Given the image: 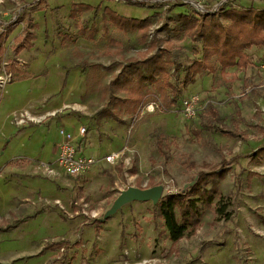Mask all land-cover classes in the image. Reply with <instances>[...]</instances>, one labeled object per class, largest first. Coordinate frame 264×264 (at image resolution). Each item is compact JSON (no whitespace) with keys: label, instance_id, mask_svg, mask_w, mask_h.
Here are the masks:
<instances>
[{"label":"rangeland","instance_id":"rangeland-1","mask_svg":"<svg viewBox=\"0 0 264 264\" xmlns=\"http://www.w3.org/2000/svg\"><path fill=\"white\" fill-rule=\"evenodd\" d=\"M73 4L93 9L82 10L77 19H72ZM98 6L100 10L96 12ZM105 7L126 18L152 17L150 33L159 31L162 37V24L179 13L204 15L222 8L264 9V0H3L0 21L18 23L3 44L0 59V85H6L0 90V100L7 90L0 110V264H264V157L253 160V154L264 147V48L246 51L249 66L231 69L235 78L222 77L214 60V74L203 72L194 84L185 87L184 72H175L172 67L170 82L181 91L174 106L166 104L150 87L139 115L124 112L118 120L101 118L108 100L105 91L97 88L100 85H71L65 90V86L57 85L55 71L46 80L44 62L50 54L47 52H56L55 46L61 42L69 62L79 61L86 71L105 70L104 74L111 78L127 58L143 56L145 45L137 32L103 22ZM92 25L97 29L94 37L79 33L80 28L90 29ZM175 25L168 23L171 30ZM27 27L40 35L41 50L49 34L54 46L45 48L50 49L46 53L35 48L27 55L16 54L15 38ZM105 28L109 38L104 35ZM171 38L173 61L188 66L202 59L201 41L178 37L175 32ZM110 40L121 46H113ZM9 75H13L12 81L5 83ZM166 95L169 102L173 97L170 89ZM194 96L199 99L198 114L188 118L181 101ZM154 97L162 107L149 113L147 105ZM63 98L68 101L62 104ZM43 100L47 102L46 109L62 104L51 119L72 117L77 123L74 134L81 127L93 130V135L99 137L94 143L98 153L114 150L120 143L119 150L124 154L114 166L117 173L104 165L93 166L77 179L59 169V176L44 172L43 176H35V191L20 194L30 183L19 181L32 177L6 175L7 170L1 169L10 164V157L27 152V141L15 140L8 145L6 135L15 127L6 117L39 107ZM41 107L34 111L39 113ZM210 109L218 113L217 119L208 114ZM98 118L101 123L97 124ZM43 127L49 128H39ZM45 128L36 133L29 146L35 154L43 146L40 143L38 147V137L44 136ZM17 133L18 130L14 135ZM47 133L53 136V127ZM222 161L230 172L220 183L222 198L215 203L228 205L231 200L227 213L233 214L228 221L217 215L215 207H202L203 224L196 235L172 245L158 206L151 202L127 204L105 219L119 194L130 187L149 189L161 185L164 195L184 192L192 187L185 188L186 185L196 182L198 174L218 169ZM29 163L20 158L10 167L17 170ZM94 169L97 172L90 175ZM28 195L41 196L50 203L27 206L22 197ZM56 200L61 205H56Z\"/></svg>","mask_w":264,"mask_h":264},{"label":"trees","instance_id":"trees-1","mask_svg":"<svg viewBox=\"0 0 264 264\" xmlns=\"http://www.w3.org/2000/svg\"><path fill=\"white\" fill-rule=\"evenodd\" d=\"M90 5L73 4L70 17L77 19L82 10H92ZM100 10V6L96 9ZM170 10L166 11L167 13ZM103 22L110 21L123 31H132L139 34L140 41L145 45L141 55L130 57L125 60L118 75H116L107 87V104L102 108L101 118L111 117L120 119L121 113L139 115L138 111L145 103L150 93V87L156 90L166 104L174 106L181 91L170 82V68L174 71H183L185 74L184 86L187 87L196 82L197 77L203 72L215 73L213 61L220 66V74L227 77L232 73L228 70L247 69L249 56L246 53L252 47L264 48V9L249 8H222L216 13H179L176 17L167 18L160 27L164 36L159 31L151 34L153 26L152 17L145 19L126 18L114 12L109 7L103 9ZM176 25L171 30L168 23ZM11 25L5 35L0 36V59L4 55L3 44L11 35L14 26ZM175 32L178 37H186L193 42H202V59L195 60L188 66H182L171 58L173 41L171 33ZM81 35L94 37L97 29L94 25L90 29L80 28ZM107 28L104 35L109 38ZM67 37H63V41ZM36 34L31 27L23 30L22 35L15 38L17 44L16 54L24 49L33 48ZM113 46L120 43L109 41ZM10 70V68H9ZM233 78L235 74L231 75ZM167 89L172 92V99L168 102ZM208 114L219 117L215 110L210 109ZM160 142L159 148L162 147ZM264 157V147L253 154V160L258 161ZM218 169L202 172L197 175L195 184L188 190L179 193H168L157 204L160 218L168 233L172 245L177 244L184 238L193 237L203 224V208H216L217 215H221L225 221L230 220L233 212L227 213L229 204L222 201L215 203L217 198H222L220 183L223 182L230 172L224 164ZM153 187V186H152Z\"/></svg>","mask_w":264,"mask_h":264},{"label":"crops","instance_id":"crops-1","mask_svg":"<svg viewBox=\"0 0 264 264\" xmlns=\"http://www.w3.org/2000/svg\"><path fill=\"white\" fill-rule=\"evenodd\" d=\"M19 36V35H18ZM17 36V37H18ZM52 35L49 34L48 38H44V43H43V49L41 50L38 46L39 41L41 39L40 35H36V39L33 42V48L27 50L24 49L22 50L19 55H27L31 52H33V50L36 48L37 51L41 50V52L46 53L49 47L52 48L54 46V40L51 37ZM15 42V41H14ZM42 42V41H40ZM16 43V42H15ZM62 43H58L57 46H55L57 48V51L55 52H47L50 54H47V60L44 62V64H46V68H45V78L47 80V78L50 77V75L55 71L56 75H57V85H63L65 86L64 89L66 90L67 88L69 89L71 85H100V88L102 89V91H106L107 87L109 86L110 82L112 81V79L119 74L120 71H117L116 73L111 74V78H109V75L107 76L106 73L104 74L105 70H95V71H89V70H85L82 69L80 66L81 63L79 64L78 62L75 63H71L69 62V60L66 57V51L64 48H62ZM45 46V47H44ZM47 48V49H45ZM36 51V54H40L39 52ZM41 55V54H40ZM48 61L51 63L50 65H48ZM48 65V67H47ZM233 69V68H231ZM230 69V70H231ZM229 73L233 72L232 70L229 71ZM102 76V78H100ZM104 76V78H103ZM100 78V79H99ZM109 78V79H108ZM6 88V87H5ZM93 90H95V88H93ZM5 94H7V90H4V95H2L1 100H0V110H1V105L3 103V99L5 97ZM106 99V96H105ZM68 100L66 98H63V103L67 102ZM44 102V100L42 101V103ZM62 104L60 106H56L54 108L51 109H46L47 102L43 103L41 106L42 109L41 111L38 113L36 111H34V108H39L34 107L31 109H28L26 111H28L31 115V117L33 119L36 120V122H28L26 125L24 126H18L14 123H12V119L14 118V114H9L6 119L9 120L10 124L12 126H14L15 128H13L12 131L8 132L7 139H10L8 141V145H10V143L12 141H17V142H22L23 140L26 142L27 144H25L26 146V150L27 152H23L21 154H17L14 155L11 159L10 164H5L1 171L5 168V170H7L6 175H11L14 176V173H18L24 177H32L31 179L29 178H25V180H21L19 181L21 182H27L29 184V187L25 188V190H23L20 194H25L29 192V194H31V192L35 191L37 189L36 185V177L37 175H44V171L42 166L43 165H47V164H52L55 163L56 159H57V155H58V144L60 143V135H59V129L60 128H64L66 131L72 132L74 133V130L77 129V123L75 122V120H73L72 117H66V118H56V119H51L52 117H56V116H52V114L58 113V110L61 108ZM11 113V112H10ZM51 119V122L47 119ZM100 118H98V123H101V121H99ZM52 120L54 121V124L52 123ZM101 120V119H100ZM1 121V120H0ZM40 121V122H39ZM50 122V123H49ZM94 123V122H93ZM96 123V122H95ZM50 124L52 126H50ZM96 124V125H97ZM103 124V121H102ZM49 126L48 129H46L45 127L43 128H39L41 126ZM104 125V124H103ZM51 127H53V136L50 135L48 136L50 132ZM103 126H100V128H102ZM46 129L44 136L42 138L38 137L39 140H41L38 144V147H40V143L43 144V146H41V150L39 151V154H35L33 152H31L30 150V145L32 144V142L35 140L34 136L36 135V133L40 130V129ZM96 129V133H98V125L96 127H94ZM18 130V133L16 135H14V132ZM102 129H100L99 132H101ZM102 133V132H101ZM75 135L78 136V133H75ZM29 138V140H28ZM99 137H96L95 135H93V130L91 132H88V135L84 141V144L82 145V152L87 155V156H92L98 160H101L100 163H98L96 166H106L109 169H114V172L117 173L116 168L114 167L115 165H110L105 163L104 161H102V159L107 156L110 155L111 153H116L119 152V146L120 143H117V148H114V150H109L107 153L105 154H101L97 152V149L94 148V143L95 140L98 141ZM6 140V139H5ZM120 141V140H119ZM100 142V141H99ZM122 142V141H121ZM29 143V144H28ZM101 143V142H100ZM103 144V143H102ZM35 157H37V159L39 160H33ZM26 159L28 162H30L28 165H24V167H21L20 169L17 170H13L10 166L14 165V161L18 160V159ZM38 161H40V163H38ZM35 163H38L37 165ZM92 172H97L96 169L92 170L90 175H92ZM34 175V176H31ZM86 175V174H85ZM32 188V189H31ZM44 191V190H43ZM30 195L24 198V203L27 204V206H31L34 207L33 205H40V203H38V199L34 198V197H29ZM33 204V205H32ZM28 209H31L30 207ZM34 209V208H33Z\"/></svg>","mask_w":264,"mask_h":264},{"label":"built area","instance_id":"built-area-1","mask_svg":"<svg viewBox=\"0 0 264 264\" xmlns=\"http://www.w3.org/2000/svg\"><path fill=\"white\" fill-rule=\"evenodd\" d=\"M3 0H0V3H2ZM21 11V9H20ZM18 23L14 22L11 25ZM9 24H4L2 21H0V36L5 35L8 31V28L11 26ZM1 46V43H0ZM4 78V77H2ZM13 78V75H9L8 78H6V82H11ZM4 82V79H3ZM6 85H0V90L3 89ZM198 97H189L184 98L181 101V106L183 107V112L188 118H194L198 114ZM161 102L158 98L154 97L153 101L147 105V112L149 113H155L158 110H161ZM52 116H56V113L52 114ZM28 122H36L35 119H33L28 111H23L20 113H17L14 115V118L12 119V123L18 125V126H24ZM40 122V121H39ZM88 134V130L86 127H81L78 136L75 135L72 132L66 131L64 128L59 129V135H60V143L58 144V155L57 159L55 161V165L57 168H54L51 164L43 165V171L47 172L48 174L52 175H60L59 170L65 172L67 176L72 178H79L82 177L84 174H86L88 171L92 169L93 166L97 165L101 162V160H98L92 156H87L82 152V145L84 144V140ZM124 152H116L111 153L110 155L105 156L102 161H104L107 164L115 165L119 159L122 157ZM38 203L40 204H49L50 201L39 197ZM56 205H61V202L59 200L54 201Z\"/></svg>","mask_w":264,"mask_h":264},{"label":"water","instance_id":"water-1","mask_svg":"<svg viewBox=\"0 0 264 264\" xmlns=\"http://www.w3.org/2000/svg\"><path fill=\"white\" fill-rule=\"evenodd\" d=\"M195 181L191 182L189 185H186L185 188L189 186H193ZM164 187L163 186H155L149 189H140L135 187H130L127 190L122 191L115 202L113 203L112 208L106 213L105 219H108L109 216L115 214L123 208L125 205L139 202V203H153L157 205L161 199L164 197Z\"/></svg>","mask_w":264,"mask_h":264}]
</instances>
